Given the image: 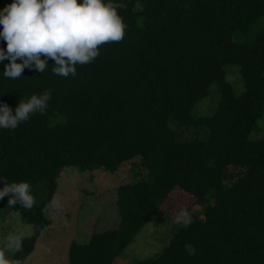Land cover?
Listing matches in <instances>:
<instances>
[{
    "label": "trees",
    "instance_id": "obj_1",
    "mask_svg": "<svg viewBox=\"0 0 264 264\" xmlns=\"http://www.w3.org/2000/svg\"><path fill=\"white\" fill-rule=\"evenodd\" d=\"M12 2L0 0V12ZM117 2L126 6L119 10L124 40L103 45L92 63L76 66L75 77L54 75L48 60L44 73L26 68L19 79H5L10 61L0 62V106L15 113L22 99L52 94L45 114L0 129V176L46 188L32 232L15 237L22 245L11 259L23 264L50 224L43 209L63 166L114 173L138 158L145 174L116 187L118 225L71 241L69 264H114L157 210L172 221L170 209L184 201L194 222L185 228L176 219L160 253L130 264H264V136L250 138L264 114V27L237 39L264 15V0ZM229 64L239 67L240 94L225 79ZM212 84L220 94L215 111L195 116ZM174 121L205 136L179 140ZM206 196L211 204L198 217L189 208ZM8 201L0 200V211Z\"/></svg>",
    "mask_w": 264,
    "mask_h": 264
},
{
    "label": "rangeland",
    "instance_id": "obj_2",
    "mask_svg": "<svg viewBox=\"0 0 264 264\" xmlns=\"http://www.w3.org/2000/svg\"><path fill=\"white\" fill-rule=\"evenodd\" d=\"M264 27V15L251 29L237 39L250 40ZM225 79L235 94L244 90L243 82L237 65L225 66ZM220 98L217 85L212 84L208 94L194 107L195 116L211 115ZM179 140H188L196 136L204 137V132L192 127L186 128L176 121L171 123ZM264 136V114L258 120L255 130L250 133L251 139ZM145 174L139 165L138 158L121 164L114 173L102 169L81 171L76 166H63L56 177L55 192L50 202L44 207L43 214L50 224L43 228L36 239L33 250L25 258L23 264H69L67 250L71 241L85 242L93 231H103L118 225L119 216L116 206V187L132 182ZM31 190L35 203L29 208L23 205L9 204L0 211V247L18 236L32 232V217L35 204L45 195L44 182L40 181ZM60 207L53 204V199ZM212 196L196 203L189 209L198 217H202L211 204ZM188 203L181 202L170 209L174 215L171 219L162 209L140 228L132 240L125 246L114 260V264H130L136 260L151 258L162 251L173 234V222L177 214L187 209ZM13 255L10 254V258Z\"/></svg>",
    "mask_w": 264,
    "mask_h": 264
},
{
    "label": "clouds",
    "instance_id": "obj_3",
    "mask_svg": "<svg viewBox=\"0 0 264 264\" xmlns=\"http://www.w3.org/2000/svg\"><path fill=\"white\" fill-rule=\"evenodd\" d=\"M117 0H13L0 12V62L5 65L4 78L17 80L24 70L35 69L44 73L48 60H53L52 73L61 77H75L76 66L92 63L100 56L105 44L124 40L128 25L119 10L125 8ZM41 57H44L43 59ZM52 99L51 90L33 94L21 100L13 109L0 106V129L15 130L21 123L39 113L45 114ZM0 200L9 197V204L31 208L35 203L27 181L9 183L0 176ZM53 204L60 207L58 201ZM177 220L187 228L193 219L187 209H181ZM22 239L12 238L0 247V264H20L10 254L21 247Z\"/></svg>",
    "mask_w": 264,
    "mask_h": 264
}]
</instances>
